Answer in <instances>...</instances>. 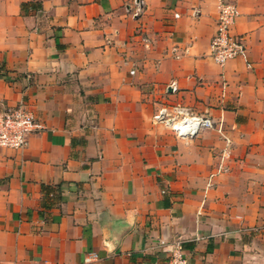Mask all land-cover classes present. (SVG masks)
I'll list each match as a JSON object with an SVG mask.
<instances>
[{"label": "crops", "instance_id": "0c3cea01", "mask_svg": "<svg viewBox=\"0 0 264 264\" xmlns=\"http://www.w3.org/2000/svg\"><path fill=\"white\" fill-rule=\"evenodd\" d=\"M221 1L247 48L224 66ZM0 102L42 125L0 149V264H264V0H0ZM163 103L216 128L177 138Z\"/></svg>", "mask_w": 264, "mask_h": 264}, {"label": "built area", "instance_id": "2783aa9c", "mask_svg": "<svg viewBox=\"0 0 264 264\" xmlns=\"http://www.w3.org/2000/svg\"><path fill=\"white\" fill-rule=\"evenodd\" d=\"M141 8H138V12ZM239 13L236 5L221 1L218 5L216 30L210 39L208 56L219 66L228 61L240 58L247 59L245 38L235 35L231 30ZM178 15L175 14V17ZM133 72V71H132ZM168 89H175L170 85ZM151 121L154 125H161L170 130L175 137L189 139L202 130H214V120L204 114H196L190 108L180 103H163L155 110ZM42 129L33 112L24 104L10 105L0 102V149L21 150L27 145L28 137ZM225 148L220 152L221 161L209 174V181L223 175L229 170L224 160L229 158L230 142L224 137ZM96 259L95 253L87 254L84 263H91ZM165 264H191L189 258L180 249L171 251Z\"/></svg>", "mask_w": 264, "mask_h": 264}]
</instances>
